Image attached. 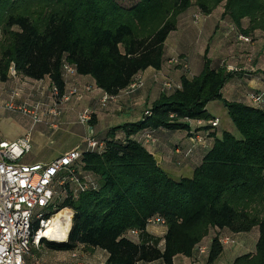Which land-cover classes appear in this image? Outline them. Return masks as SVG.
<instances>
[{"label":"trees","instance_id":"16d2710c","mask_svg":"<svg viewBox=\"0 0 264 264\" xmlns=\"http://www.w3.org/2000/svg\"><path fill=\"white\" fill-rule=\"evenodd\" d=\"M193 4L206 15L223 4L222 19L241 43H252L254 31H264V0H139L130 7L119 0H0V80L11 78L14 67L17 76L49 77L62 96L64 66L70 64L76 74L93 77L106 94L119 96L141 71L162 69L167 38ZM208 54L207 47L194 76L189 60L179 55L180 84L162 90L147 109L151 114L112 127L101 151L81 148L78 176L91 175L96 186L84 191L73 184L56 186L47 217L65 208L73 217L67 241H47L51 250L102 249L108 254L105 264H175L176 256L198 251L213 229L238 234L257 227L255 252L233 264H264V94L255 93L263 101L254 106L223 93L235 75L246 73L251 51L244 67L228 65L226 59L213 63ZM214 100L226 108L239 135L227 129L220 135L200 133L201 126L214 127L207 110ZM90 124L95 130L93 118ZM160 129L187 131L189 150H206L190 176L174 178L144 145L143 135L150 132L157 141ZM194 134L205 143L193 142ZM189 150L176 145L177 161L190 156ZM152 224L166 226L165 234L149 232ZM132 230L137 240L128 237ZM223 250L219 234L214 235L208 264ZM32 254L29 260L40 257Z\"/></svg>","mask_w":264,"mask_h":264},{"label":"crops","instance_id":"0c3cea01","mask_svg":"<svg viewBox=\"0 0 264 264\" xmlns=\"http://www.w3.org/2000/svg\"><path fill=\"white\" fill-rule=\"evenodd\" d=\"M192 8V7H191ZM188 12V10H187ZM186 13V12H185ZM212 14V13H211ZM186 18V17H184ZM183 18V19H184ZM182 21V20H181ZM183 26L184 23H182ZM179 28V27H178ZM177 28V30H178ZM173 31L167 38L165 43V61L162 69L156 70L154 68H148L144 71H141L139 75H142L145 79V85L138 89L134 93L126 94L121 93L116 101H111L107 106L102 107L100 104V99L103 98L106 93L100 89L95 82V79L89 75H79V74H71L69 77V82L67 83L66 91H68L73 86H78L83 91V96L81 98L73 96L67 102H64L62 106V114L60 117V128L51 129L48 124L44 121L39 123L37 126V133L33 134V141L36 143L42 137V139L47 136H57L58 134L62 136V138L67 137H77L80 138V144L73 145L72 149L82 148L85 143V137L88 134L87 128L83 125L82 127L77 126L75 123V119L77 115L83 111L84 109H92L94 110L93 120H94V137L102 141L106 138L107 132L117 125H121L126 122H136L142 119L145 109H148L150 105L159 98L162 92V81L161 79L156 78L157 73L161 71L166 72V76L173 77L178 84H180L181 75L183 74L182 70L179 66L170 65L168 59L175 56H183L185 59L187 58L190 62L192 75H197L202 67L201 63H197V67L194 68V58L197 55L202 57L205 53L206 48H209V56L212 58L213 63H215L217 59L218 51H222L223 47L221 44V35L219 37H215L214 34H208V31ZM216 32V31H214ZM224 33V32H223ZM264 31H254L253 33V42L248 44L251 50V54L253 57L252 62L246 61V73L235 75L229 83L223 89L224 94H228L231 100H237L241 102H245L250 105L257 106L254 101L250 98L251 93H262L264 94V49L260 47V42L264 39ZM175 37V38H174ZM177 38V39H176ZM172 39V40H171ZM208 40V41H207ZM171 41V42H170ZM247 44V43H245ZM203 52V53H202ZM197 57V58H199ZM22 79V86L25 83H35L39 86L37 90H33L31 92L29 89H25L22 87L21 97L19 101L30 100L33 101L35 96L39 98H46L50 101V87L52 82L49 77H46L42 80H33L29 78H24L21 76L13 77L11 79L18 80ZM91 87L90 91H87L85 87ZM226 90V92H225ZM37 92V93H36ZM36 93V94H35ZM34 95V96H33ZM209 104L207 105V110H209ZM225 110V109H224ZM212 115V113H211ZM222 120L225 121L224 129H231V121L227 116V111L222 115ZM48 117V116H46ZM127 118L124 122H121L120 119ZM218 119L219 124L215 127H211L209 129L206 127H199L200 133H203L207 130L210 132H215L217 135L219 134L218 127L221 125V119L217 116L212 115L213 119ZM123 121V120H122ZM196 124H193V127ZM33 127V126H31ZM30 127V128H31ZM36 129V127H34ZM34 129V130H35ZM29 129H23V132L12 139H7L8 141H14L21 137L26 131ZM35 132V131H34ZM157 141L154 143H144V145L154 154L158 163L168 172L176 169V171H184L189 172L186 175L182 176H190L192 174L194 165L201 160V158L205 154V149L203 147H196L193 150H189L190 143L188 140L187 131H169L167 129H160L156 131ZM43 140V141H44ZM48 140V139H47ZM43 141L41 143H43ZM213 144V137L209 138L208 146ZM176 145H180L186 150H189L190 156L183 157L180 161L178 160V156L174 154V147ZM78 148V149H79ZM68 150V151H70ZM66 151V152H68ZM62 152L56 157L66 153ZM55 157V158H56ZM54 159V158H53ZM35 163V162H33ZM148 231L157 235L163 236L166 232V226L159 224H152L148 226ZM216 234H219L220 239L223 237H230V239H234L233 243L223 244L224 250L221 256L212 264H233L235 259L241 255L254 253L256 248V243L259 238V230L255 227L252 231L247 233H238L233 234L228 230H220L213 229L211 234L207 236L202 243H208V248L212 241V237ZM128 237L131 239L137 240V235H133L129 233ZM237 237V241L236 238ZM88 251L90 253V257L85 261L86 264H105L108 258V254L106 251L102 249H85L82 248L81 251ZM209 251V250H208ZM48 252H52L53 258H51L49 263L55 264L56 261L60 260H69L71 258V251H59V250H51ZM239 254L236 257L234 253ZM84 254V253H83ZM85 256V255H84ZM42 260L44 258L40 257ZM86 260V256H85ZM208 252L207 254H200L198 251H195L191 257L179 255L175 257V264L183 263L190 264L194 261L198 264H208ZM139 264H163V261L157 260L149 263H139Z\"/></svg>","mask_w":264,"mask_h":264},{"label":"built area","instance_id":"2783aa9c","mask_svg":"<svg viewBox=\"0 0 264 264\" xmlns=\"http://www.w3.org/2000/svg\"><path fill=\"white\" fill-rule=\"evenodd\" d=\"M239 39L244 42L250 41V38L243 35H240ZM230 69L233 68L230 67ZM75 73L73 65L65 64L63 75L67 83L70 75ZM9 74L11 78L17 77L14 67L10 68ZM167 83L163 90L173 88ZM143 84V80L137 76L136 80L125 89L124 93H133L141 88ZM39 86L42 85L39 84ZM85 88L87 91L91 90L89 86ZM73 96L81 98L83 91L77 86H73L62 96H59L57 88L51 85L50 101L45 103L43 101L24 100L22 103H18L21 91L19 88H15L11 93L10 99L4 104V108L29 116L33 127L35 124L45 121L51 129H56L61 125V105L72 99ZM117 97L106 94L100 99V104L105 107L109 102L116 101ZM250 98L257 104L263 101L256 94H251ZM94 113L92 109H84L79 113V121L88 131L84 141L85 151H101L104 147V142L94 137L95 130L90 124ZM145 114H151L150 110H146ZM200 123L201 121H199ZM210 123L212 126H217L219 120L216 118L211 120ZM33 127L14 141L1 138L2 130L0 127V264H52L42 260L40 257H32L30 261L29 256L33 244L38 246L41 240L47 239H40L38 232L48 227L54 215L56 216L60 213L57 212L47 217L56 194V186L73 184L76 190L79 191L96 186L91 175H86L83 179L78 176V167L84 153L83 149H72L47 163L22 162V158L33 147ZM192 136L191 140L193 142H205V138L201 134ZM142 138L146 143L156 142L150 132L145 133ZM62 212L68 213L69 220H72V210L65 208ZM155 221L161 222L159 219H155ZM131 233L133 235L138 234L136 230H132ZM228 240L229 238H227ZM197 250L199 253L205 254L209 248L201 244ZM75 264L85 263L79 262Z\"/></svg>","mask_w":264,"mask_h":264},{"label":"rangeland","instance_id":"374dc122","mask_svg":"<svg viewBox=\"0 0 264 264\" xmlns=\"http://www.w3.org/2000/svg\"><path fill=\"white\" fill-rule=\"evenodd\" d=\"M138 1L139 0H119V3L122 6L130 7V6L135 5ZM223 6H224L223 4L219 5L212 12V14L206 15V14H203L198 9V7H196L195 4H193L192 8L188 9V12L186 11V13L181 14V16L179 18V23H178L179 28L177 31H208V34L209 33L214 34L215 37L216 36L219 37V35H221L220 31H223L224 33L222 32V35H221L222 38H220L223 49H222V51H220V50L218 51L216 60L218 61V63H220V61L222 59H226L228 65L230 64V65H234V66H238V67H244L245 66V61H244L245 60V54L247 52H250L251 50H250L248 44L241 43V41L237 40L235 33H234V31H236V30H234V28L230 25V23L228 21H225L224 19H222V12L224 10ZM184 17H186V18H184ZM182 23H184L185 26H183ZM245 23H247V21ZM214 31H216V32H214ZM263 38H264V36H263ZM259 46L263 47V49H264V39L260 42ZM178 56H175V57L168 59L170 65H173V66L177 65V63L179 61ZM197 57H199V56L197 55ZM197 57L194 58V63H193L194 68L197 67V63L202 64L203 58L201 56L199 58H197ZM139 77L141 78V80H143V82H144L143 86H144L145 85L144 77L142 75H139ZM155 77L158 79H161L162 90H163V87H165L167 82H169L167 84H169L171 87H175L176 85H178V83L176 82V80L173 77L166 76L165 71H161L160 73H157V75ZM36 86H38V85L35 83H32V84L31 83H25L24 86H22V79L21 78H19L18 80H13L11 78H9L7 81H1L0 80V127L2 130L1 138L6 139V140L12 139L14 137L19 136L23 132V129H25V130L30 129V127L32 126V120L30 119L29 116L22 114V113H19V112H12V111L6 110L4 108V104L10 99L11 93L15 88L22 89V87H25V89H29L31 92H33V90H37L38 87H42V86H38V87H36ZM78 88L81 89L80 87H78ZM167 89H169V88H167ZM137 90H135L134 92H136ZM225 92H226V90H225ZM226 97L230 98L228 94H226ZM33 101H37V102L43 101L46 103V101H48V100L46 98L42 99V98L35 96ZM18 103H22V101H19ZM208 107H209V110L212 113V115L217 116L219 119H221V125H220V127H218L219 134H221L222 131L224 130V126H225L224 125L225 121L222 120V118H223L222 115L227 110L219 100L211 101L209 103ZM146 110L147 109H145V111ZM145 111H144V113H145ZM125 120H127V118L120 119L121 122H124ZM75 123L77 124V126L82 127V124L79 121V114L77 115V118L75 119ZM230 123H231V129L233 130V133H235L236 135H239V132L236 130L233 123L232 122H230ZM37 125L38 124H35V126H34V127H36V129L34 127L32 128L33 134L34 133L36 134L38 131ZM58 128H60V126ZM43 140H44V138L42 139V137H41L38 142L35 143L33 141L32 150L28 154H26L22 158L21 161L24 163H33V162L47 163V162H50L51 160H53V158H55L57 155L61 154L62 152H66V151L70 150L73 145L78 144V146H79V144H80L79 143L80 138H77V137L62 138V136H60L59 134L57 136H53V137H51V136L49 137L46 135L45 140L44 141ZM42 141H43V143H41ZM79 149H81V148H79ZM169 173L174 178H179L182 175H186L189 172L186 173L184 171H176V169H174V170H171V172H169ZM62 211L63 210H61L59 212H62ZM54 217H55V215H54ZM71 224H72V220H71ZM227 238L228 237L222 238V242H223L222 244L233 243L235 241L232 238L230 239V237H229V240L227 241ZM235 239H236V241L238 240L237 237ZM47 241H49V240L43 239V240H41V243L39 241L40 245H38V246H36L37 244H33L31 247V249H32L31 253H33L32 255L40 256V257L46 259L47 262H49L48 260L53 258V255L51 254L52 252H48V251H50V248L47 245ZM220 241H221V239H220ZM226 241H227V243H226ZM208 243H202V245H205L208 247ZM235 243H233V244H235ZM234 254H236V255H234L235 257L237 255H239V254H237V252ZM84 255L86 256V260H85ZM88 257H90V253H88V251H86V250L81 251L79 253H73L72 252L71 258L69 260H60V261H56V263H65V264H75V263H79V262L85 263V261L88 260ZM179 264H183V263H179ZM190 264H198V263H196V261H194Z\"/></svg>","mask_w":264,"mask_h":264},{"label":"bare ground","instance_id":"6f19581e","mask_svg":"<svg viewBox=\"0 0 264 264\" xmlns=\"http://www.w3.org/2000/svg\"><path fill=\"white\" fill-rule=\"evenodd\" d=\"M71 221L66 212H60L50 221V224L45 229L38 232L40 239L47 238L50 241H65L68 238Z\"/></svg>","mask_w":264,"mask_h":264},{"label":"water","instance_id":"95a60500","mask_svg":"<svg viewBox=\"0 0 264 264\" xmlns=\"http://www.w3.org/2000/svg\"><path fill=\"white\" fill-rule=\"evenodd\" d=\"M65 241H67V240H65ZM65 241H61V242H65ZM54 242H57V241H54Z\"/></svg>","mask_w":264,"mask_h":264}]
</instances>
